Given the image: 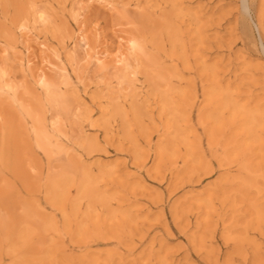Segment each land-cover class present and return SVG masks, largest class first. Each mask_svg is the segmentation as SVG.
I'll list each match as a JSON object with an SVG mask.
<instances>
[{"label": "rangeland", "instance_id": "1", "mask_svg": "<svg viewBox=\"0 0 264 264\" xmlns=\"http://www.w3.org/2000/svg\"><path fill=\"white\" fill-rule=\"evenodd\" d=\"M0 264H264V0H0Z\"/></svg>", "mask_w": 264, "mask_h": 264}, {"label": "bare ground", "instance_id": "2", "mask_svg": "<svg viewBox=\"0 0 264 264\" xmlns=\"http://www.w3.org/2000/svg\"><path fill=\"white\" fill-rule=\"evenodd\" d=\"M40 17H41V16H40ZM39 19H41V18H39ZM41 20H43V18H42ZM43 21H44V20H43ZM41 22H42V21H41ZM85 40H86V39H85ZM85 40H84V39L81 40V42H83L82 49H84V50L86 51V53H87V52H88V51H87V50H88L87 48H89V47H88L87 43L85 42ZM129 46H130V47H128V48H129L130 50H132V49L134 50V49L136 48V43L131 41ZM133 50H132V51H133ZM57 54H58V53H57ZM57 54H56V58L59 59V55H57ZM96 57H97V56H96ZM97 59H98V58H97ZM97 59H96V60H97ZM98 60H99V59H98ZM98 60H97V61H98ZM99 63H100V60H99ZM120 64H121V63H120ZM39 82H40V84L42 85V87H47V86H49L48 83L45 82L44 79H43L42 77L40 78Z\"/></svg>", "mask_w": 264, "mask_h": 264}]
</instances>
